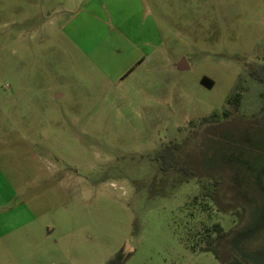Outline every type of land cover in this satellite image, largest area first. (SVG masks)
I'll list each match as a JSON object with an SVG mask.
<instances>
[{
  "label": "rangeland",
  "instance_id": "rangeland-1",
  "mask_svg": "<svg viewBox=\"0 0 264 264\" xmlns=\"http://www.w3.org/2000/svg\"><path fill=\"white\" fill-rule=\"evenodd\" d=\"M91 7L130 30L62 27ZM233 258L264 264V0H0V264Z\"/></svg>",
  "mask_w": 264,
  "mask_h": 264
},
{
  "label": "crops",
  "instance_id": "crops-1",
  "mask_svg": "<svg viewBox=\"0 0 264 264\" xmlns=\"http://www.w3.org/2000/svg\"><path fill=\"white\" fill-rule=\"evenodd\" d=\"M105 11L106 10H93V7L90 9L88 8V10L84 9L83 12H81L76 18V20H72L71 23H64L62 27L64 29L70 30H130V28H128L126 25L124 26L122 23L120 26H114L112 24L113 22L111 23V15L109 12L107 13ZM140 58L141 57L138 56V60H140ZM130 67L131 66L129 64H125L124 67L121 66L118 75H123L127 70H129Z\"/></svg>",
  "mask_w": 264,
  "mask_h": 264
},
{
  "label": "trees",
  "instance_id": "trees-1",
  "mask_svg": "<svg viewBox=\"0 0 264 264\" xmlns=\"http://www.w3.org/2000/svg\"><path fill=\"white\" fill-rule=\"evenodd\" d=\"M200 82L206 84L208 87H210L212 84L211 80L205 76H203L200 79ZM227 114H228V112L225 113V116ZM211 118H212L211 116L204 117V118H202V121L206 122V121H209ZM170 148H169V151L171 152ZM165 149H167V148H165ZM171 157L172 158H170V159L174 158V156H171ZM175 165L176 166L178 165L177 160L171 162V160L169 161L167 159L165 161V163H163V169L167 170L170 167H173ZM193 199H195V197H193ZM193 199L191 200V204L194 205L195 202ZM201 211H202V209H201ZM195 233L198 235V238H199L198 242H195L192 245L190 244L191 245L190 247L193 250L198 249L199 251H211L217 257V250L214 247V242L217 238L224 235V230H223L222 226L220 225V223L215 222V223L211 224L210 226L203 225L200 228H198L195 231ZM231 261H232L231 262L232 264H240V262L237 258H233Z\"/></svg>",
  "mask_w": 264,
  "mask_h": 264
}]
</instances>
